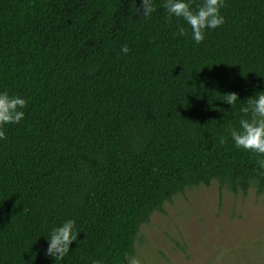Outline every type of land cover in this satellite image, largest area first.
Segmentation results:
<instances>
[{"label": "trees", "instance_id": "obj_1", "mask_svg": "<svg viewBox=\"0 0 264 264\" xmlns=\"http://www.w3.org/2000/svg\"><path fill=\"white\" fill-rule=\"evenodd\" d=\"M162 2L145 19L130 0H0V89L28 100L0 141V264H55L41 235L67 218L80 234L58 264H129L187 189L264 196L256 155L229 136L241 114L221 101L264 90V0H225L199 45L173 38L183 22Z\"/></svg>", "mask_w": 264, "mask_h": 264}, {"label": "rangeland", "instance_id": "obj_2", "mask_svg": "<svg viewBox=\"0 0 264 264\" xmlns=\"http://www.w3.org/2000/svg\"><path fill=\"white\" fill-rule=\"evenodd\" d=\"M140 231L139 264H264V196L217 182L174 197Z\"/></svg>", "mask_w": 264, "mask_h": 264}, {"label": "clouds", "instance_id": "obj_3", "mask_svg": "<svg viewBox=\"0 0 264 264\" xmlns=\"http://www.w3.org/2000/svg\"><path fill=\"white\" fill-rule=\"evenodd\" d=\"M224 5L225 0H200L195 7L192 6V0H163L160 7L165 13L166 23L173 17L183 22L177 24L172 34L173 38L184 37L190 30L192 41L195 45H199L204 41L207 31L224 25L225 17L222 14ZM128 10L132 17L150 18L157 11L156 0H139V6L137 0H130ZM120 52L127 55L130 48L127 44H122ZM221 96V101L231 106V111L225 112V116L235 114L237 108L241 114L238 126L229 129L233 147L255 154L258 172L264 175V90L255 91L244 100H241L236 92H228ZM27 105L28 100L24 96L0 89V141L6 139L5 132L8 126L22 124ZM225 142L226 137L220 135L217 143L223 145ZM79 234L75 219H64L58 225L52 226L45 235H41L46 238L43 255L54 260L55 264L64 261L71 254L70 246L78 241ZM25 264L29 262L25 261ZM91 264H101V261L91 259ZM129 264L136 262L133 259Z\"/></svg>", "mask_w": 264, "mask_h": 264}]
</instances>
